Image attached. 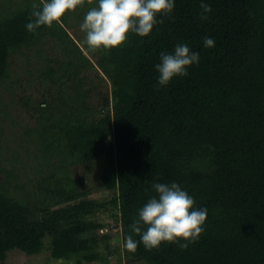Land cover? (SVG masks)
I'll return each mask as SVG.
<instances>
[{"label": "trees", "instance_id": "1", "mask_svg": "<svg viewBox=\"0 0 264 264\" xmlns=\"http://www.w3.org/2000/svg\"><path fill=\"white\" fill-rule=\"evenodd\" d=\"M33 2L40 0H0V91L18 93L35 120L25 135L43 167L29 189L16 178L19 167L0 159V264L13 250H48L76 264H108L121 253L125 264H264V0H204L212 9L206 20L201 0H175L149 36L133 33L123 46L95 52L80 30L92 0L35 34L25 27ZM181 44L199 63L159 85L161 53ZM20 55L27 85L14 69ZM87 67L109 88L95 89L82 75ZM79 165L100 167L109 194L92 198ZM173 182L207 209L204 232L187 249L146 250L130 225L157 196L152 185ZM129 235L138 242L131 252Z\"/></svg>", "mask_w": 264, "mask_h": 264}, {"label": "clouds", "instance_id": "2", "mask_svg": "<svg viewBox=\"0 0 264 264\" xmlns=\"http://www.w3.org/2000/svg\"><path fill=\"white\" fill-rule=\"evenodd\" d=\"M85 7V0H40L33 2L29 23L25 25L29 33H36L41 27L51 28L59 24L68 13ZM175 8V0H92L83 17L80 30L86 34L84 43L87 51H110L123 46L130 34L149 36L157 23L170 17ZM201 19H207L212 11L209 4L201 0ZM204 47L213 48V38H204ZM199 53L192 52L188 45H177L174 54L161 53V63L156 65L158 84L166 86L175 77L188 75L187 69L198 64ZM157 196L152 197L138 210V217L130 225L133 233L140 236L146 250L159 248L162 243L178 244L187 249L204 232L207 209L195 207V199L175 182L154 183ZM183 241V242H181ZM124 247L135 251L138 242L131 235Z\"/></svg>", "mask_w": 264, "mask_h": 264}, {"label": "rangeland", "instance_id": "3", "mask_svg": "<svg viewBox=\"0 0 264 264\" xmlns=\"http://www.w3.org/2000/svg\"><path fill=\"white\" fill-rule=\"evenodd\" d=\"M72 32V31H71ZM86 55L88 53L84 51ZM24 57L18 56L15 59L16 66L14 67L22 77L26 78V85L29 83L28 76L25 73L24 69L26 65L24 64ZM82 75L87 77V81L94 84L95 89L103 90L109 88V84L106 81H103L105 77L96 67H87L82 72ZM33 89L31 88V91ZM0 95L5 102V106H0V126L3 128V133L0 132V159L3 161V164L8 168H12L13 165L19 167L18 170H14L16 178L19 177V183L28 186L29 189L32 188V185L38 179H41L42 173L38 171L40 169V152L38 146L33 141L29 139L25 134L28 130V127H32L35 123V120L31 119L30 116L23 108V104L18 101V93L13 94L8 91H0ZM93 98L96 100L97 96L94 95ZM11 100L14 102L11 103ZM9 113V117L5 118L4 111ZM14 121L13 124L11 121ZM16 120V121H15ZM22 141H21V140ZM15 157L18 158V161H15ZM43 168V167H42ZM75 171L80 174H84L88 177L87 186L92 187L93 191L91 194L92 198L104 197L109 192H106L101 187L100 182V167L97 165L83 166L79 165L76 167ZM0 179H3V176L0 174ZM29 180L31 181V186H29ZM102 219L109 223L108 228L116 230L117 227L115 224H112L113 221L111 216L108 214H102ZM108 229H106L107 231ZM114 232V231H113ZM113 245H119L121 243L117 237L112 241ZM117 255V254H116ZM119 255V254H118ZM117 255V256H118ZM120 258L115 256L109 258L110 264H118L121 262L125 264L126 258L123 253L120 254ZM76 264L75 261H55L51 258L50 252L48 250L44 251L42 254L29 256L20 250L10 251L7 255V264ZM108 263V264H109ZM84 264H107V262H95V263H84ZM144 264V263H138Z\"/></svg>", "mask_w": 264, "mask_h": 264}]
</instances>
